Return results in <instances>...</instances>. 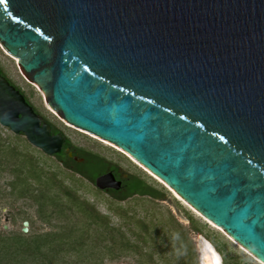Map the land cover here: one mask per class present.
Instances as JSON below:
<instances>
[{"label":"water","instance_id":"water-1","mask_svg":"<svg viewBox=\"0 0 264 264\" xmlns=\"http://www.w3.org/2000/svg\"><path fill=\"white\" fill-rule=\"evenodd\" d=\"M0 44L45 106L264 264V0H2ZM0 125L48 155L65 140L1 73Z\"/></svg>","mask_w":264,"mask_h":264},{"label":"rangeland","instance_id":"rangeland-1","mask_svg":"<svg viewBox=\"0 0 264 264\" xmlns=\"http://www.w3.org/2000/svg\"><path fill=\"white\" fill-rule=\"evenodd\" d=\"M0 66L8 79L13 80L26 91L27 100H30L40 116L58 127L73 144L103 157L110 164L117 165L124 174L143 179L160 193L158 197L135 194L121 200L114 199L88 179L72 172L55 156L45 154L31 145L22 134L15 136V133L7 127L0 125L1 147L8 142L17 151L32 154L37 165L43 170L42 174H54V179L60 187H52L49 192L58 197L64 211L69 216L68 222L83 224V222L90 220L83 218V215L77 212L74 206L68 207L71 204L63 193L65 188L93 203L100 214L107 216V220L102 222L117 227L123 239L138 243L142 247L139 248L141 251L154 250L151 260L142 262L143 259L136 252L119 249L120 243L117 235L116 242L111 241V239L105 240V243L110 246L112 243H116L111 254H107L102 245L99 246L101 252H104L102 259L97 257V254L86 257L82 253L61 252L60 255L58 254L51 259V256L43 258L40 264H199L197 241L198 236L201 235L214 245L222 257L223 264H261L227 236L220 227L184 203L167 185L153 174H149V171L140 167L134 159L128 157L122 150H118L115 145L108 141L70 125L62 120L54 110L45 106L41 92L24 77L17 65L16 58L10 55L1 44ZM19 159L20 157L9 158L0 155V241L6 235L18 234L20 236L12 235L9 238H12V241L14 239L17 242L18 240L26 242L36 234L58 231L67 222L64 218H56L54 211H50L53 216L49 221L44 220V216L37 211L38 207L35 201L39 199L45 201L47 197L45 195H40L39 198L34 196V201L28 195L31 189L34 193L40 184L29 174H26L24 167H19ZM45 175L41 176L42 179ZM18 176H25L31 188L27 194H19L22 191L25 192L24 185L20 187L21 189L17 193L15 187ZM20 184L18 183V186ZM46 209L54 210L55 207L47 206ZM24 220L28 221V229L25 234L21 232ZM89 223L87 233L91 238L94 231L101 232L103 230L97 228L96 224ZM144 224L146 226H143ZM106 232L107 230L104 231V233ZM40 237H42L39 238L40 241L44 242L45 236L41 235ZM0 261L4 264H32L28 259L11 263L9 255L2 249H0Z\"/></svg>","mask_w":264,"mask_h":264},{"label":"trees","instance_id":"trees-1","mask_svg":"<svg viewBox=\"0 0 264 264\" xmlns=\"http://www.w3.org/2000/svg\"><path fill=\"white\" fill-rule=\"evenodd\" d=\"M52 131H59L56 126H52ZM22 133H15V136H18ZM1 143V142H0ZM65 145L73 149V153L77 156H82L84 158L83 162L78 163L75 162L71 157H68L64 151L60 153H56L51 156H55L58 161H60L64 166L68 167L72 170V172L77 173L81 177H84L91 181L94 184V178L108 169L110 167V163L106 161L103 157L92 153L90 151L85 150L84 148L73 144L68 138L65 141ZM0 144V155L7 157H20L19 159V167H24V171L26 174H29L35 181L40 184V187L33 193V189H31L26 181L25 176L16 179L17 186L16 191L19 193V189L22 185L25 187V192L22 191L19 194H27V191L31 189L28 195L31 196V199L35 201L34 196L39 198L40 195H45L47 200L35 201L37 203V211L44 216V220L49 221L53 216L50 211H54L56 218H64L67 221L69 216L64 211L62 204L59 202L58 197L56 195H52L49 191L50 188L59 186L58 182L54 179V174L45 175L42 174L43 170L37 165L36 159L34 156L28 152L22 153L17 151V149L10 143H6V145ZM70 165H73L71 168ZM19 171V170H17ZM42 175H45L44 179H42ZM18 183H21L18 186ZM125 188L122 192V195L109 194L114 199H124L128 195H132L134 193H138L141 195H151L153 197L160 196L159 191L149 186L143 179L129 175L125 180ZM103 191V190H102ZM105 192V191H104ZM63 193L68 198L70 202V206H74L77 212H80L83 215V218H88L94 224H96L97 228L103 229L101 232L94 231L92 238L87 233V228L90 226V223L85 221L83 224H78V222H66L64 227L58 231H47L42 232L41 235L45 236L44 242L40 241L39 238L41 235L36 234L32 236L26 242H22L21 240L18 242L9 237L16 236L14 234L6 235L0 242V249L4 250L7 255H9L11 263L20 262L21 259L30 261L32 264H40L43 261V258H47V256H51V258L56 255H60L63 253H82L84 256H92L97 254V257L102 259L104 257V252H101L100 245H102L103 249L107 251V254H111L112 249L116 246V243L110 246L105 243V240L111 239V241L117 240L120 243L119 249L121 250H129L136 252L139 257L143 259L142 262L151 260L153 256L154 250H145L141 251L142 248L138 243L131 242L129 239H123L122 234L118 232L117 227L114 225H108L106 222L107 216L102 215L96 209L93 203L89 202L87 199H84L77 195L74 191L72 192L70 189L65 188ZM47 206L55 207L54 210H47ZM117 214H120L117 212ZM143 226H146L144 224ZM104 233V231H106ZM23 234L25 232L21 231ZM27 232V231H26ZM103 232V233H102ZM20 236V235H18ZM17 237V236H16ZM22 237V236H21ZM152 239V238H151ZM153 240V239H152ZM150 240V241H152ZM40 241V242H39ZM103 242V243H102ZM152 244L153 241L151 242ZM158 250V249H157ZM160 253V252H159ZM141 262V263H142Z\"/></svg>","mask_w":264,"mask_h":264},{"label":"flooded vegetation","instance_id":"flooded-vegetation-1","mask_svg":"<svg viewBox=\"0 0 264 264\" xmlns=\"http://www.w3.org/2000/svg\"><path fill=\"white\" fill-rule=\"evenodd\" d=\"M4 71H3V69H2V67L0 66V73L3 75V76H5L6 77V75H5V73H3ZM7 78V77H6ZM7 80L9 81V83H11L12 85H14V87L15 88H17L23 95H24V97H25V99H26V101L29 103V104H31L32 105V103L30 102V100L28 99L27 100V95H26V91L24 90V89H22L21 87H19L18 86V84H16L13 80H11V79H8L7 78ZM32 107H33V109H34V111L35 112H37L38 114H39V112L37 111V110H35L36 108L32 105ZM40 115V114H39ZM42 119L44 120V121H46L43 117H42ZM49 124H50V129H51V132L52 133H56V132H61L63 135H64V133L58 128V127H56V128H58V130L59 131H52V126H55L52 122H50V121H47ZM65 136V135H64ZM67 136H65V140H64V142L62 143V147H61V150L58 152V153H60L61 151H64L66 154H67V156L68 157H71L75 162H78V163H81V162H83V160H84V158L82 157V156H77L76 154H74L73 153V149H71L70 147H68V146H66L65 145V141L67 140ZM69 139V138H68ZM68 152L70 153V155H68ZM57 153V154H58ZM73 157H75V158H73ZM71 166V168L73 167V165H70ZM107 171H111L112 173H113V175H114V177H115V179H117V180H119L120 181V187L119 188H117V189H112V188H106V189H103V191H105L107 194H118V195H122V192H123V190H124V188H125V180H126V178H128L129 177V175H126V174H124L122 171H120L119 170V167L117 166V165H115V164H110V167H108V169H106L105 171H103L102 173H105V172H107ZM102 173H100V174H102ZM137 177V176H136ZM135 194H138V193H134V194H132V195H135ZM129 196V195H128ZM127 196V197H128ZM223 261V260H222Z\"/></svg>","mask_w":264,"mask_h":264},{"label":"bare ground","instance_id":"bare-ground-1","mask_svg":"<svg viewBox=\"0 0 264 264\" xmlns=\"http://www.w3.org/2000/svg\"><path fill=\"white\" fill-rule=\"evenodd\" d=\"M105 141V140H104ZM113 145V144H112ZM117 147V146H115ZM118 148V147H117ZM119 150V148H118ZM121 151V149H120ZM124 152V151H123ZM125 153V152H124ZM127 154V153H126ZM128 157L132 158L131 156H129L127 154ZM133 159V158H132ZM139 164V163H138ZM140 165V164H139ZM140 167H143L142 165H140ZM144 168V167H143ZM146 169V168H144ZM147 170V169H146ZM149 171V170H147ZM150 172V171H149ZM149 174H153V173H149ZM154 175V174H153ZM155 176V175H154ZM156 178H158L157 176H155ZM159 179V178H158ZM160 180V179H159ZM162 181V180H161ZM163 182V181H162ZM164 183V182H163ZM165 184V183H164ZM166 185V184H165ZM169 189H171L169 187ZM171 191L180 198L179 195H177L172 189ZM181 199V198H180ZM184 203H186L183 199H181ZM187 204V203H186ZM188 205V204H187ZM190 206V205H188ZM191 207V206H190ZM192 208V207H191ZM193 210H195L194 208H192ZM196 211V210H195ZM212 223V222H211ZM204 239H206L205 237H203L202 235L201 236H198V248L200 249V252H201V260H202V264H222V260H221V255L220 253L216 252V248L214 247V245L211 243V245L209 243H207ZM239 245V244H238ZM240 246V245H239ZM242 247V246H241ZM243 248V247H242ZM244 249V248H243ZM248 252V251H247ZM249 253V252H248Z\"/></svg>","mask_w":264,"mask_h":264},{"label":"snow or ice","instance_id":"snow-or-ice-1","mask_svg":"<svg viewBox=\"0 0 264 264\" xmlns=\"http://www.w3.org/2000/svg\"><path fill=\"white\" fill-rule=\"evenodd\" d=\"M0 2H2V0H0Z\"/></svg>","mask_w":264,"mask_h":264}]
</instances>
